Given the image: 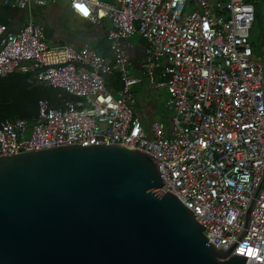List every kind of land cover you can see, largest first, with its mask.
I'll return each mask as SVG.
<instances>
[{
  "label": "built area",
  "instance_id": "built-area-1",
  "mask_svg": "<svg viewBox=\"0 0 264 264\" xmlns=\"http://www.w3.org/2000/svg\"><path fill=\"white\" fill-rule=\"evenodd\" d=\"M4 1L30 16L16 32L0 24V77L31 73L69 97L58 108L40 99L32 122L0 120V155L79 143L147 152L209 242L264 264V42L258 52L250 42L257 0H86L87 20L107 23L108 56L45 41L31 12L56 0ZM135 34L146 43L137 67L124 42ZM113 73L120 87L107 84ZM143 82L166 91L170 132L135 113L132 88Z\"/></svg>",
  "mask_w": 264,
  "mask_h": 264
},
{
  "label": "water",
  "instance_id": "water-1",
  "mask_svg": "<svg viewBox=\"0 0 264 264\" xmlns=\"http://www.w3.org/2000/svg\"><path fill=\"white\" fill-rule=\"evenodd\" d=\"M168 189L153 155L120 143L0 155V264L255 263Z\"/></svg>",
  "mask_w": 264,
  "mask_h": 264
},
{
  "label": "crops",
  "instance_id": "crops-1",
  "mask_svg": "<svg viewBox=\"0 0 264 264\" xmlns=\"http://www.w3.org/2000/svg\"><path fill=\"white\" fill-rule=\"evenodd\" d=\"M257 2L261 3L264 10V0H257ZM31 14L35 21L41 25L45 41L50 44L70 43L78 48L84 43H88L101 55L108 56L111 52L106 33L107 23H92L82 18L72 9L68 0H56L47 3L45 6H34ZM29 16L30 12L28 9L13 7L5 3L4 0H0V24H4L8 31L16 32L21 29L29 20ZM138 37L139 39L137 42L132 41L130 39L131 37L124 41L126 50L135 64V67L142 61L146 45L145 40L140 35H138ZM263 42L264 36L262 43ZM149 101L146 95H144V98H141V102L144 103V105H147ZM63 102L59 107L63 106ZM135 105V113L140 117ZM142 123L146 127L143 121ZM166 127L168 128L169 125H166Z\"/></svg>",
  "mask_w": 264,
  "mask_h": 264
},
{
  "label": "trees",
  "instance_id": "trees-1",
  "mask_svg": "<svg viewBox=\"0 0 264 264\" xmlns=\"http://www.w3.org/2000/svg\"><path fill=\"white\" fill-rule=\"evenodd\" d=\"M107 84L120 87L119 75L107 77ZM68 94L51 85L36 84L31 73H13L0 77V120L24 118L32 122L38 114V101L46 100L53 107L62 105Z\"/></svg>",
  "mask_w": 264,
  "mask_h": 264
},
{
  "label": "rangeland",
  "instance_id": "rangeland-1",
  "mask_svg": "<svg viewBox=\"0 0 264 264\" xmlns=\"http://www.w3.org/2000/svg\"><path fill=\"white\" fill-rule=\"evenodd\" d=\"M193 9L192 5L186 4L185 12H191ZM264 36V10L261 3L255 2V20L250 32V42L254 52H258L259 46L263 41ZM132 41L137 42L139 39L138 35L135 34L130 38ZM50 44V43H49ZM54 45V44H50ZM132 93L136 99V110L140 114L141 120L144 122L146 127H149L152 122L160 121L164 125H169V118L172 115V110L167 107V93L165 90H150L146 83L136 84L132 88ZM114 96L116 93L113 92ZM146 95L149 98V103L144 105L141 102V98ZM31 127L27 130V135L30 133Z\"/></svg>",
  "mask_w": 264,
  "mask_h": 264
},
{
  "label": "clouds",
  "instance_id": "clouds-1",
  "mask_svg": "<svg viewBox=\"0 0 264 264\" xmlns=\"http://www.w3.org/2000/svg\"><path fill=\"white\" fill-rule=\"evenodd\" d=\"M73 9L84 19H88L91 15V9L87 6L86 0H73Z\"/></svg>",
  "mask_w": 264,
  "mask_h": 264
},
{
  "label": "snow or ice",
  "instance_id": "snow-or-ice-1",
  "mask_svg": "<svg viewBox=\"0 0 264 264\" xmlns=\"http://www.w3.org/2000/svg\"><path fill=\"white\" fill-rule=\"evenodd\" d=\"M248 254H249V255L252 254V250H251V249L248 250Z\"/></svg>",
  "mask_w": 264,
  "mask_h": 264
}]
</instances>
